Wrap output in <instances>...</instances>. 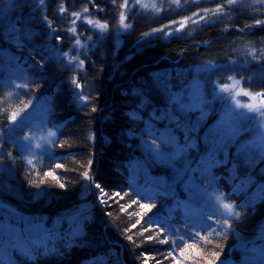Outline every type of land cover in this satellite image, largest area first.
Returning <instances> with one entry per match:
<instances>
[{
	"label": "trees",
	"instance_id": "16d2710c",
	"mask_svg": "<svg viewBox=\"0 0 264 264\" xmlns=\"http://www.w3.org/2000/svg\"><path fill=\"white\" fill-rule=\"evenodd\" d=\"M123 1H13L10 14L24 30L7 46L31 80L16 93L0 86V133L13 114L45 97L58 134L51 155L31 163L0 143V164L8 169L0 168V203L47 227L29 252L6 254L0 245V264H262L264 196L248 198L257 184L242 192L239 180L249 165L232 153L208 163L203 136L214 117L199 126L195 114L184 115L171 103V92L204 65L216 67L204 78L208 83L224 85L231 77L244 89L264 91V67L240 65L245 49L264 46V24H256L264 16L254 14L251 0L204 1L158 17L133 11L117 46ZM73 12L107 32L78 54L71 48ZM199 12L202 21L190 22ZM183 21L185 29L168 35L170 25ZM78 30L79 39L89 40L85 25ZM64 53L77 55V64L70 66ZM255 172L264 184V173ZM190 179L200 186L192 190ZM97 184L106 202L97 200ZM204 187L224 195L232 211L202 206L197 189ZM141 204L149 205L143 216L137 215ZM76 212L74 225L69 219ZM2 214L10 215L0 207V220Z\"/></svg>",
	"mask_w": 264,
	"mask_h": 264
},
{
	"label": "rangeland",
	"instance_id": "374dc122",
	"mask_svg": "<svg viewBox=\"0 0 264 264\" xmlns=\"http://www.w3.org/2000/svg\"><path fill=\"white\" fill-rule=\"evenodd\" d=\"M14 0H7L5 3L0 5V22L3 23L4 29L2 36L0 37V71L4 70V75L0 80V86L7 87L13 93L25 91L27 85L29 84L31 78L26 73L25 68H23L18 62L11 59L15 54L11 53L9 47L7 46L9 41L17 40L21 37L22 28L18 25V19L14 18L10 14V9L12 8ZM45 0H43L44 2ZM212 1V0H130L126 7H121V13L124 14V20H121V13L119 16V27L115 33L117 46L120 43L119 36L126 33L129 30V25L127 23L128 19L132 15L133 11L138 14H149L150 16H160L165 11L173 10L174 12L179 11L185 6H193L194 4ZM243 2L244 0H233L232 2ZM249 1V0H248ZM34 3L41 6V0H33ZM252 4L255 6V15L264 16V0H251ZM125 4V0L123 4ZM201 13H197L196 16L185 21L190 22H200L202 21ZM76 20L71 29H75V33L70 32V36L73 38L72 49L78 54L81 50L87 49L89 47H94L95 43L107 36L105 27L98 23L94 18H88L85 14L79 17H73L72 21ZM91 21L92 23H87ZM2 25V24H0ZM85 25L89 32L91 33L89 40L79 39V34L77 33L78 26ZM190 25V24H189ZM188 25V26H189ZM103 26V27H101ZM187 27L186 22H179V24H172L167 31L168 35H173L179 33L182 29ZM179 29V31H177ZM28 34V32H27ZM29 35V34H28ZM80 43L77 44L76 40ZM3 41V42H2ZM244 58L241 66L244 68L248 67L251 63H257L258 67H264L259 63L264 62V46H259L256 49L250 48L245 49ZM71 57H76L71 64L68 63ZM66 62L73 66L77 64V55L65 56ZM215 66L204 65L198 66L193 69V75L191 78L182 81L175 91L171 92V103L179 109L184 115L195 114L198 120L199 126L204 124L207 119L214 117L211 122L210 127L203 136L204 139L209 142L207 155V162L214 161V159H219L227 161L229 155L232 153L234 155H241L244 162L249 165L246 167L244 174L241 175L243 178H239L243 183L242 192L246 191L252 184L256 183L257 188L254 193H251L248 198L254 200L262 197L261 192L264 190V184L254 178L256 169L259 170L261 174L264 173V105L261 104V100H264V91L253 92L244 89L241 83H237L236 80L230 77L226 84L220 85L216 81L207 82L204 78H207V74L215 70ZM222 89H227L222 91ZM247 93V95H245ZM251 105V107H247ZM50 104L48 99L40 98L33 100L29 105L19 112L13 114L8 123V129L5 133H0V143L7 141L9 144L13 145V149L24 154L25 161H38L49 157L53 150V143L57 137L56 127L51 126L49 123L50 115ZM15 115V119L13 116ZM202 123V124H201ZM198 124L195 123L194 130L198 129ZM229 129H235V135H229ZM55 133L54 136H49L48 133ZM213 138L222 141L218 151L210 158V153L212 152V140ZM205 142V141H204ZM4 151L0 148V155H3ZM166 158V156L164 157ZM259 162H263L259 165ZM261 164V163H260ZM0 168L3 171L8 170L3 165L0 164ZM233 168V169H232ZM236 167L231 166L232 175H236ZM189 187L194 188L199 187L193 179L188 181ZM200 193V204L209 210H217L223 213H228L232 211L231 208H225L224 205H231L226 200L224 195L217 192L210 191L207 188L197 189ZM87 193L85 192V195ZM192 197V195H191ZM103 198L98 195L99 203L103 201ZM8 213V212H7ZM6 214V213H5ZM3 215L0 220V235H7L13 229L17 232L21 230L32 229L34 233H38V236L42 235L47 227L44 223H37L35 219L27 215ZM12 215V216H11ZM12 220L16 223H13ZM80 220L78 212L74 213L69 222L74 225ZM21 225V227H20ZM260 239L264 238L263 232L259 233ZM1 252H5L4 246ZM258 249L263 251L264 254V244H260ZM8 251H6L7 254ZM262 264H264V258H262ZM224 264H233L231 262H225Z\"/></svg>",
	"mask_w": 264,
	"mask_h": 264
},
{
	"label": "snow or ice",
	"instance_id": "6c2138e0",
	"mask_svg": "<svg viewBox=\"0 0 264 264\" xmlns=\"http://www.w3.org/2000/svg\"><path fill=\"white\" fill-rule=\"evenodd\" d=\"M41 2H43V0H41ZM129 2H130V0H125V4L121 5V7H126ZM229 3H232V0H229ZM60 11L64 12L65 9L63 7H61ZM84 11L87 12L88 9L85 8ZM79 15L80 14L76 13V12L72 13L73 17H79ZM120 18H121L122 21L124 20L125 17H124L123 13H121V17ZM72 23L75 24L76 20H73ZM87 23L91 24L92 22L88 21ZM256 24H264V21L257 20ZM101 27H103V26H101ZM69 31L75 33V29L74 28L69 29ZM157 31H162V29H157ZM177 31H179V29H177ZM73 38H75V37H73ZM57 39H59V37H57ZM76 43L79 44L80 41L77 39ZM64 55L68 56L69 53H64ZM75 59H76V57H71L69 59L68 63L71 64L72 61L75 60ZM80 63L82 65L83 64V60H81ZM73 83H76V81L74 80ZM237 83H239V81H237ZM76 87L80 88L81 85L79 83H76ZM226 90L227 89H222V91H226ZM245 95H247V93H245ZM81 98H83V97H81ZM247 107H251V105H248ZM13 119H15V115L13 116ZM228 134L229 135H235L236 134L235 133V129H229V133ZM48 135L49 136H54L55 133L49 132ZM221 142L222 141H219V140L213 138V140H212V152L210 153V158H211L212 155H214V153L216 151L219 150ZM153 143H155V141H153ZM186 146H190V145H186ZM158 155H161V154L158 153ZM29 163H31V161H29ZM61 167H62L61 164H56V168H61ZM44 175L45 176H52L53 179H56V177L51 172H46V173H44ZM60 187L63 188L64 185L60 184ZM96 187H97V189L100 190L101 196H106L107 195V194L104 193L103 188L99 184H97ZM115 195L119 196V193H116ZM261 195L264 196V190H262ZM102 202H106V201H102ZM132 203L135 204L136 201H133ZM129 207H131V205H129ZM224 207L230 209L231 205H227L226 204V205H224ZM140 209L142 211L140 213H138L137 215L143 216L144 214H146L149 211V205L141 204L140 205ZM122 210H124V209L122 208ZM237 215H239V214L237 213ZM139 223H140V220H137V223L133 224L132 227L135 228L137 226V224H139ZM225 223H227V221H225ZM147 230L148 229H144V231H147ZM37 236H38V233H34L31 228H29L27 230H21L19 232H17L15 229H13L7 235H0V245L4 246L5 251H7L9 249L23 248L25 250V252H29L35 246ZM146 239L152 240L153 237L152 236H148V237H146ZM189 247H193V246L189 245ZM157 264H159V261L157 262ZM209 264H212V262L209 261Z\"/></svg>",
	"mask_w": 264,
	"mask_h": 264
},
{
	"label": "water",
	"instance_id": "95a60500",
	"mask_svg": "<svg viewBox=\"0 0 264 264\" xmlns=\"http://www.w3.org/2000/svg\"><path fill=\"white\" fill-rule=\"evenodd\" d=\"M261 104L264 105V100H261ZM1 206L3 208H5L10 213H16V211L12 207H10L9 205H7V204H2Z\"/></svg>",
	"mask_w": 264,
	"mask_h": 264
}]
</instances>
